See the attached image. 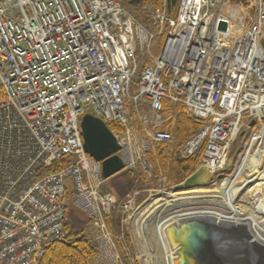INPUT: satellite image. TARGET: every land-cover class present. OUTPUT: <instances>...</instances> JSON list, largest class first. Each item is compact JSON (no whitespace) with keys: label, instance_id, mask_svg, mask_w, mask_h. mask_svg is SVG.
Wrapping results in <instances>:
<instances>
[{"label":"built area","instance_id":"1","mask_svg":"<svg viewBox=\"0 0 264 264\" xmlns=\"http://www.w3.org/2000/svg\"><path fill=\"white\" fill-rule=\"evenodd\" d=\"M240 1L180 0L171 17L164 0L149 7L150 27L118 0H0V264H41L66 237L69 203L96 223L90 264H126L125 223L156 199L159 212L176 192L165 180L122 199L108 191L102 162L84 148L86 113L118 126L125 169L151 174L148 155L175 143L177 116L166 103L180 105L202 122L180 156L213 175L228 166L238 135L261 119L264 97V0ZM144 100L153 118L140 116L139 128L127 102ZM65 156L72 161L45 172ZM142 211L132 261L149 264L168 225L159 229ZM117 212L121 232L108 222Z\"/></svg>","mask_w":264,"mask_h":264},{"label":"rangeland","instance_id":"2","mask_svg":"<svg viewBox=\"0 0 264 264\" xmlns=\"http://www.w3.org/2000/svg\"><path fill=\"white\" fill-rule=\"evenodd\" d=\"M118 1L121 2L123 5H125L127 8H129L132 12H133V10H135L136 4H137V6L139 7V9L141 10V12L143 14L142 19L145 20L146 23L144 21L143 22L145 23L146 26L152 27L151 26L152 13L149 10L150 9L149 5H144L142 3H139L138 0L137 1L136 0H118ZM230 2L232 4H236V3L241 2V1L240 0H230ZM139 4L141 6H139ZM244 4L246 5L245 0H244ZM152 5H153L152 6L153 9H156L157 7L160 6V4H158L156 1L154 3H152ZM138 19L140 21H142L141 18H138ZM163 42H164V36L159 37L156 41V48L159 45L161 46ZM139 72H140V70H138V73L135 76V80H137ZM127 106L129 109V115L133 119V121L135 122L134 125L136 127L142 128V124L140 123V120H139L140 116H147L149 119L153 118V113L151 111L150 105L146 100L142 101L138 105H136V104L134 105V103L132 101H128ZM169 111H175V113L177 115H179V113H180V111L178 110V107L175 108L174 106L173 107L169 106ZM182 112H183V114L190 116L185 111H182ZM191 117H193V116H191ZM263 127H264V119L261 118V119H258V122L252 127V129L250 131H242L238 135V137L236 138V141L234 143L233 149H232L231 159H230L231 161L229 162L228 166L225 169H223L221 172L217 173L214 176L212 175L209 180L207 179V181L209 182V185L214 184L216 187L219 188L220 186H222L221 182L224 180V176L233 177L234 175H236L237 170L240 166V162L242 160V156L244 157L246 152H250V155L252 157H256V158L258 157L256 155H257L258 150L261 148L263 142L261 143V140H258V141L256 140L254 142H251V140H249V137L254 136L253 134H255V133H260L261 128H263ZM249 144L252 147L251 151H248L249 147H247V146ZM261 153H264V152L262 151ZM256 158H254V160H256ZM239 160H240V162H239ZM156 166H158V168H159L158 171H156ZM261 170H264V167H261ZM143 175L146 179L145 183L147 182V183L157 185V184H160L161 182H163V180H165L169 186H174L176 184L173 182V179H172V168L170 166L166 169L162 168L160 165L159 159H157L154 162V168L152 170V173L151 174H143ZM242 175H243V179L246 178V174L244 172L242 173ZM183 180L179 181L178 183L182 182ZM199 189L200 188H198V190ZM250 189H251V184H245L243 186V188L238 192V198H236V201L239 200L240 203L245 205L246 206V212H252L255 216H257V218H259L258 220L260 221V225L264 226V190L259 189L256 192L251 191V193H249V196L253 199L255 194H257L258 192H263V194L260 196L256 195L257 196V203L253 205L251 202L247 203V200L245 199V196H247L248 191ZM199 199H200L199 197L195 198V200H199ZM202 199L204 202V204H203L204 206L205 205L212 206V204H213V205L217 206V208L219 210H221L222 207H225V201L223 199H218L215 202V204H214V201L211 200V198L209 199V203H208L207 197H204ZM205 200L207 203L205 202ZM211 201L213 203H211ZM72 208L75 209V207H72ZM75 211H76V213H78V215H80V218H83V219L87 218L86 215L84 213H82L80 210L75 209ZM141 211H142V209L139 211V214L136 215V217L129 219L128 222L125 223V226L123 228V230H124L123 233L125 235V239L127 237H129L130 241L129 242L127 241V243H129V245H127L129 252L123 251L122 253H123V255L125 254V257L127 260L129 259V264H143L142 262H139L138 260L132 261L136 257L135 256L136 255L135 249H134V246L132 244V237L135 238V236H136L137 221L139 218H141V217H139ZM143 211H145V209H143ZM143 211H142V213H143ZM121 213L124 215V212H121ZM121 213L117 212L116 216L118 218H120ZM150 217H152V216H150ZM114 219H116V218H114ZM170 221H172V220L169 219L168 222H170ZM149 222H150V220H149ZM173 222H177V221H173ZM118 227H119L118 231L121 232L122 229L120 228V226H118ZM95 229H96V223L92 219V221L88 222V228L86 230V234L88 235L89 233L93 232ZM113 229L115 230V228H113ZM223 229L224 228H222V231H223ZM233 229H235L236 232ZM232 230L234 231V233H231ZM224 231L228 232V234L230 236H232V234L235 235V238L229 237V239H227L226 241H225V237H224V239L223 238L220 239V240H224L225 243L231 245V248L229 246H226V248L228 247V249H227V251H225V252H227L226 253L227 258H228V261L230 262V264H264V249L261 248L262 246H264V244H263L264 241H261V238L258 239L257 236H255V232L253 229V223L251 224V223L247 222L246 225L237 226V227H233L232 225L231 226L227 225L226 229ZM223 235H224V233H223ZM157 252H158V249H156V254H157ZM158 257L159 258L157 259V261H155L156 264H160V263L164 264L165 261H161V257L160 256H158ZM149 264H152V263L150 262Z\"/></svg>","mask_w":264,"mask_h":264},{"label":"bare ground","instance_id":"3","mask_svg":"<svg viewBox=\"0 0 264 264\" xmlns=\"http://www.w3.org/2000/svg\"><path fill=\"white\" fill-rule=\"evenodd\" d=\"M255 114L264 119V97H259L257 100ZM249 140H253L252 142L261 140V143L263 142L261 148L257 152L256 156L258 157H252L250 152H246L245 156H242L241 162L239 160L240 166L236 175L226 178L224 182H222V186L218 188L212 184L204 187H195L193 190L189 189L171 192L167 195L166 201L161 203L162 207L159 212L156 213V208H151V206H155V204L159 203L158 199L152 201L150 205L146 206L145 211H143L142 219H145L148 215L153 216L155 214L156 224L159 225V229H163L164 231L166 225L178 224L192 217L207 218L215 222L217 225L216 229H214L215 235L220 239H224L225 237V241L229 239V237L235 238V235L232 234V236H230L228 232L224 231L227 225L237 227L244 226L249 222L251 224L253 223L255 236H257L258 239L261 238V241H264V226L260 225L259 218H257L252 212H246V206L240 203L239 200L236 201V198H238V192L245 184H251V189L248 191L245 199L247 200V203L251 202L253 205L257 203V196L262 195L263 192L255 194L253 199L249 196V193H251V191L256 192L259 189L264 190V170H261V167H264V153H261L262 151L264 152V127L261 128L260 133H255L252 137L250 136ZM247 147H249L248 151H251V145L249 144ZM254 158H256V160H254ZM230 161L231 160L229 159V162ZM243 172L246 174V178L244 179L242 175ZM198 188L200 189L198 190ZM198 197L200 199L195 200V198ZM204 197H207L208 203L211 198V200L214 201V204L218 199H223L225 201V207H222V209L219 210L217 206L213 204L212 206H204L202 199ZM211 203L213 202L211 201ZM169 219L172 221L168 222ZM145 222L146 221L144 220L141 224ZM222 228H224L223 231ZM138 229L140 231V226ZM233 230L235 231V229ZM233 230L231 233H234ZM166 240L167 242H165V245L163 244L164 246H157L159 252H157V258L160 256L161 261L166 262H164V264H175V251L169 244L167 238ZM219 245L222 248H225V251L228 249L226 246L231 248V245L225 243L224 240H220ZM261 248L264 249V246ZM155 261L157 260H149V263L156 264Z\"/></svg>","mask_w":264,"mask_h":264},{"label":"trees","instance_id":"4","mask_svg":"<svg viewBox=\"0 0 264 264\" xmlns=\"http://www.w3.org/2000/svg\"><path fill=\"white\" fill-rule=\"evenodd\" d=\"M137 1V0H136ZM157 2L161 4L162 0H138L139 3L144 5H152V3ZM168 1V12L171 17L176 16V10L178 7L179 0H167ZM139 6H141L139 4ZM133 13L137 18H143V14L139 7L136 4L135 10ZM145 20L142 19V22ZM143 22V23H144ZM146 23V22H145ZM144 23V24H145ZM2 92L0 91V99H2ZM166 106L173 107L170 103H166ZM178 107L180 111L179 115L176 114V123L174 126V136L175 143L170 150H168L167 144H161L157 147L156 152H151L148 157L154 162L159 159L160 165L162 168L166 169L169 166L172 168V179L174 183L187 178L197 167L198 161L183 159L180 156L179 148L181 145L191 137L199 128L202 127V122L195 118L183 114L184 108L180 105L174 106ZM108 126L111 130L115 131L118 126L113 123H108ZM72 159L70 156L62 157L58 160H55L51 166L45 169V172H52L63 165L71 162ZM158 166H156V171H158ZM145 177L143 173L138 172L133 169H124L116 175L110 177L105 182V188L115 193L119 199H122L125 194L133 187L145 184ZM78 209L73 203H69L67 207V213L65 218V227H66V237L62 241L56 242L51 245L41 261V264H90L92 256L96 252L95 246L88 239L86 230L88 228V222L92 221L84 212L87 218H80V215L76 213L75 209ZM115 214H112L108 217V222L112 226L114 231H117L118 221ZM126 241H130L129 237L126 238ZM126 264H129V260L126 259L124 254Z\"/></svg>","mask_w":264,"mask_h":264},{"label":"water","instance_id":"5","mask_svg":"<svg viewBox=\"0 0 264 264\" xmlns=\"http://www.w3.org/2000/svg\"><path fill=\"white\" fill-rule=\"evenodd\" d=\"M225 25L222 24L221 28ZM85 151L97 161H102L103 177H110L125 168L118 154L121 146L103 119L86 113L81 120ZM212 173L205 167H198L175 190H189L209 185ZM217 225L207 218L192 217L166 228L170 245L175 251V264H230L222 248L220 238L215 235Z\"/></svg>","mask_w":264,"mask_h":264},{"label":"crops","instance_id":"6","mask_svg":"<svg viewBox=\"0 0 264 264\" xmlns=\"http://www.w3.org/2000/svg\"><path fill=\"white\" fill-rule=\"evenodd\" d=\"M163 2H164V0L161 1L160 6L162 5ZM179 3H180V0H179ZM179 3H178V6H179ZM124 6H125V5H124ZM149 6H151V5H149ZM160 6H159V7H160ZM128 9H129V8H128ZM130 11H131V10H130ZM177 11H178V7H177V10H176V14H177ZM131 12H132V11H131ZM132 13H133V12H132ZM133 14H134V13H133ZM146 183H147V182H146ZM146 183H145V184H146Z\"/></svg>","mask_w":264,"mask_h":264}]
</instances>
